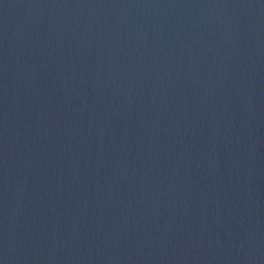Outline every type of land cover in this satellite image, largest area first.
<instances>
[{"label":"water","instance_id":"water-1","mask_svg":"<svg viewBox=\"0 0 264 264\" xmlns=\"http://www.w3.org/2000/svg\"><path fill=\"white\" fill-rule=\"evenodd\" d=\"M0 264H264V0H0Z\"/></svg>","mask_w":264,"mask_h":264}]
</instances>
